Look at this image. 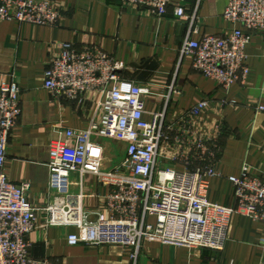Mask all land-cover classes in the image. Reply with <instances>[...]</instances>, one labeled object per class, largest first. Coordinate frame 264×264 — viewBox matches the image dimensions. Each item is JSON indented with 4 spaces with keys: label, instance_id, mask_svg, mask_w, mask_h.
Returning <instances> with one entry per match:
<instances>
[{
    "label": "built area",
    "instance_id": "obj_1",
    "mask_svg": "<svg viewBox=\"0 0 264 264\" xmlns=\"http://www.w3.org/2000/svg\"><path fill=\"white\" fill-rule=\"evenodd\" d=\"M120 1L145 8L158 18L174 5L173 0ZM201 1L193 0L188 30L178 50L179 61L190 58L194 70L225 89L235 82L244 83L249 73L244 49L253 34L264 32V0H227L222 16L231 29L195 39ZM174 14L185 17L183 3H175ZM59 17L60 11L51 0H0V20L54 25ZM125 68L100 46L62 43L50 58L43 76L45 89L70 101L87 91L96 92L98 98L86 129L64 128L60 136L49 141L50 198L42 206L27 198L28 182L14 183L5 171L9 136L21 114L20 87L16 81L0 79V264H54L28 253V236L50 226L75 228L66 237L68 245L127 247L130 260L136 264L145 238L220 250L235 214L264 223L263 179L243 165L238 175L228 177L234 186L235 205L209 201V179L216 175L213 166L219 153L217 142L196 136L185 151L180 149L168 158L172 137L166 113L178 89L173 83L168 85L158 108L148 111L145 96L149 88L122 78L120 72ZM208 105L209 101L199 100L184 116L195 118ZM255 110L264 116L263 104ZM99 138L125 145L124 158L115 166H104ZM162 160L179 162L183 168L160 166ZM75 171L94 175L104 187L109 217L99 214L94 222H87L81 216L79 196L69 191L70 174ZM261 244L264 246V237Z\"/></svg>",
    "mask_w": 264,
    "mask_h": 264
},
{
    "label": "crops",
    "instance_id": "obj_2",
    "mask_svg": "<svg viewBox=\"0 0 264 264\" xmlns=\"http://www.w3.org/2000/svg\"><path fill=\"white\" fill-rule=\"evenodd\" d=\"M51 1L60 11L54 25L0 20V79L18 83L21 107L19 120L9 136L4 167L12 182L29 183L30 202L42 206L50 198L49 141L60 136L64 128L86 129L95 113L96 92L87 91L70 101L55 97L43 87L44 71L62 43L100 46L122 61L126 68L120 76L149 88L150 93L145 96L148 111L158 108L168 85H175L178 93L173 95L166 113L172 137L167 155L170 158L180 149L185 151L187 143L196 136L217 142L219 153L213 166L216 175L209 179V201L235 205L234 186L228 177L238 175L243 165L264 181V116L255 110L257 105H264V32L253 34L244 49L249 68L246 81L225 89L194 70L190 58L178 59L193 0H173L174 5L184 4L185 17H177L174 5H169L160 18L120 0ZM226 3L227 0L201 1L195 39L222 35L231 29L232 25L222 16ZM199 100L209 101L208 107L195 118L185 117ZM223 100L226 102L221 103ZM96 140L104 148V166L117 164L113 165L112 152L120 161L124 158L123 143ZM178 141L184 145H178ZM160 164L183 168L181 163L169 160ZM69 186L70 193L79 196L85 221L94 222L99 214L109 217L104 205L105 189L94 175L72 172ZM38 216L41 218L42 214ZM74 230L50 226L33 231L28 236L29 256L48 258L54 264H133L127 247L68 245L66 237ZM262 237L264 223L235 214L222 249L176 246L145 238L136 264H264Z\"/></svg>",
    "mask_w": 264,
    "mask_h": 264
},
{
    "label": "rangeland",
    "instance_id": "obj_3",
    "mask_svg": "<svg viewBox=\"0 0 264 264\" xmlns=\"http://www.w3.org/2000/svg\"><path fill=\"white\" fill-rule=\"evenodd\" d=\"M121 152V154H123L124 153V149H122V150H120ZM113 153V155H112V159H113V165L115 164V163H119V161H120V159L121 158H119L118 156H117V154H115L114 152H112ZM166 160H163V161H161V162H165ZM160 166H162L161 164H160Z\"/></svg>",
    "mask_w": 264,
    "mask_h": 264
}]
</instances>
